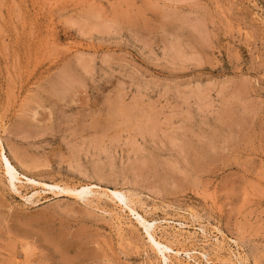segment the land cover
I'll return each instance as SVG.
<instances>
[{"label": "rangeland", "instance_id": "1", "mask_svg": "<svg viewBox=\"0 0 264 264\" xmlns=\"http://www.w3.org/2000/svg\"><path fill=\"white\" fill-rule=\"evenodd\" d=\"M1 148L0 264H264V0H0Z\"/></svg>", "mask_w": 264, "mask_h": 264}, {"label": "bare ground", "instance_id": "2", "mask_svg": "<svg viewBox=\"0 0 264 264\" xmlns=\"http://www.w3.org/2000/svg\"><path fill=\"white\" fill-rule=\"evenodd\" d=\"M152 7V6H151ZM151 10V9H150ZM2 147V146H1ZM2 156V158H3V160H4V163H5V166H6V172H7V174L9 175V177H10V179L13 177V174H12V172L8 169V166H9V162H8V159L6 158V156L4 155V153H3V148H1V153H0ZM55 186V185H54ZM57 187V186H56ZM79 188V187H78ZM80 190H78V191H74L75 193H73L72 191H71V193L72 194H78L79 192H82V191H86V188H84L83 186L81 187V188H79ZM69 189H62L61 191H64V192H66V191H68ZM110 192V191H109ZM112 192V191H111ZM110 192V193H111ZM116 192V191H115ZM131 200V199H130ZM130 202V201H129ZM129 208V210L130 211H132V209H131V207H128ZM127 208V209H128ZM134 211V210H133ZM140 217V216H139ZM138 221H139V224L142 226V228H144L145 229V234L148 236V238H149V240L154 244V245H160V244H158L159 242L158 241H155L154 240V237H153V232H152V230L150 231L149 230V228H148V226H147V224H146V222L143 220V218L141 219V218H138ZM178 221V220H177ZM148 223V222H147ZM216 240V239H215ZM49 242V241H48ZM56 242V241H55ZM55 244V243H54ZM56 249V248H55ZM159 249V248H158ZM164 249V248H163ZM163 249L161 248V250H162V252H163ZM161 254H163V253H161ZM165 256V255H164ZM188 256V255H187ZM186 256V257H187ZM230 258V257H229ZM166 259V258H165ZM221 263V262H220ZM225 263H227V262H225Z\"/></svg>", "mask_w": 264, "mask_h": 264}]
</instances>
